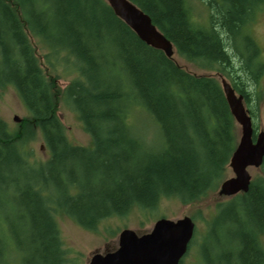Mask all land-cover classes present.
<instances>
[{
  "label": "trees",
  "instance_id": "1",
  "mask_svg": "<svg viewBox=\"0 0 264 264\" xmlns=\"http://www.w3.org/2000/svg\"><path fill=\"white\" fill-rule=\"evenodd\" d=\"M8 1L0 0V88L18 94L48 159L29 164L0 120V263L10 253L12 263L67 264L55 211L90 230L133 207L152 209L168 197L188 204L220 185L236 136L213 77L192 75L144 44L104 0ZM129 1L180 57L224 74L248 106L244 84L256 82L264 65L246 26L264 0H206L207 28L191 21L186 0ZM26 31L71 61L77 76L63 97L90 147L67 139ZM138 108L154 123L155 146L128 122ZM260 172L247 192L218 205L212 237L201 247L205 260L211 254L214 264H264V157Z\"/></svg>",
  "mask_w": 264,
  "mask_h": 264
},
{
  "label": "rangeland",
  "instance_id": "2",
  "mask_svg": "<svg viewBox=\"0 0 264 264\" xmlns=\"http://www.w3.org/2000/svg\"><path fill=\"white\" fill-rule=\"evenodd\" d=\"M4 1L9 2L8 0ZM186 7L191 21L197 26L207 28L208 8L206 0H186ZM246 32L258 47V60L264 65V2L254 13L251 22L246 26ZM26 34L38 64L49 83L54 102V113L63 125L67 139L72 144L90 147L91 140L89 135L83 130L76 113L63 97L64 88L77 76V73L72 69L71 61L67 59L64 52H53V50L44 45L39 39L32 37L27 31ZM231 59L233 65L232 74L238 76L239 62L235 56ZM173 61L192 75L213 77L219 85L221 78H225L229 83V79L224 74L222 75L212 69L200 68L198 65L183 59L176 52L173 55ZM241 79H243V76H241ZM244 89L248 94L250 93V98L252 99L248 106H245L247 111L249 109L255 114L251 118L252 127L255 133L264 131V71L256 82L246 81ZM249 111L248 114H250ZM128 118V122L134 124L136 132L144 133V135L140 134L141 137L151 143V146H155L157 141L153 133L156 130L150 116L138 108L134 109L133 115ZM0 120L6 124L9 132L13 134V140L18 144L19 148L26 153L29 164L36 165L48 159V152L44 147L41 134L35 122L29 116L18 94L11 86L0 88ZM239 134V126L235 123L236 143ZM248 173L251 176V181L261 177L260 168H248ZM232 176L233 173L227 164L223 180ZM218 188L219 185L215 190L188 204H182L175 197H168L159 199L152 209L142 210L133 207L126 215L105 218L99 221L94 229L90 230L80 227L61 212L55 211L54 219L60 243L65 252L66 262L67 264H88L90 257L95 251L104 252L115 249L118 235L124 229H130L137 235H141L149 232L155 221L160 218L175 221L186 216L194 223V233L180 264H214L216 262L215 255L208 254L209 259L205 260L201 247L206 240L212 237L211 231L214 227V219L220 213L218 205L226 203L235 196H218ZM258 238L261 245L264 246V234H260ZM7 258L9 261L7 264H22L18 259H14V263H12L13 254L9 253ZM1 259L4 261L3 256ZM0 264H3V262Z\"/></svg>",
  "mask_w": 264,
  "mask_h": 264
},
{
  "label": "water",
  "instance_id": "3",
  "mask_svg": "<svg viewBox=\"0 0 264 264\" xmlns=\"http://www.w3.org/2000/svg\"><path fill=\"white\" fill-rule=\"evenodd\" d=\"M104 1L140 41L173 60L175 48L139 7L129 0ZM220 87L230 114L240 129L228 162L233 176L223 180L217 192L218 196L231 197L247 192L251 181L248 168H260L264 157V131L255 133L242 96L235 93L225 78L220 79ZM193 233L194 223L189 217L175 221L160 218L149 232L141 235L130 229L122 230L117 247L107 252L95 251L88 264H180Z\"/></svg>",
  "mask_w": 264,
  "mask_h": 264
},
{
  "label": "bare ground",
  "instance_id": "4",
  "mask_svg": "<svg viewBox=\"0 0 264 264\" xmlns=\"http://www.w3.org/2000/svg\"><path fill=\"white\" fill-rule=\"evenodd\" d=\"M205 28V27H204ZM164 36V35H163ZM165 37V36H164ZM166 38V37H165ZM172 44V43H171ZM173 45V44H172ZM174 47V46H173ZM229 54H231L232 55V53H229ZM257 60H258V58H257ZM258 61H260V60H258ZM29 114V113H28ZM30 116V115H29ZM39 130V129H38ZM90 137V136H89ZM90 140H91V138H90Z\"/></svg>",
  "mask_w": 264,
  "mask_h": 264
},
{
  "label": "flooded vegetation",
  "instance_id": "5",
  "mask_svg": "<svg viewBox=\"0 0 264 264\" xmlns=\"http://www.w3.org/2000/svg\"><path fill=\"white\" fill-rule=\"evenodd\" d=\"M112 250H113V249H112ZM112 250H111V251H112ZM107 251H110V250H106V252H107ZM104 252H105V251H104Z\"/></svg>",
  "mask_w": 264,
  "mask_h": 264
}]
</instances>
